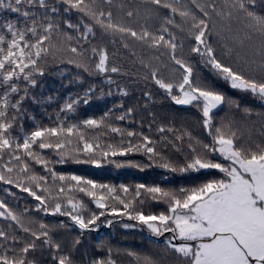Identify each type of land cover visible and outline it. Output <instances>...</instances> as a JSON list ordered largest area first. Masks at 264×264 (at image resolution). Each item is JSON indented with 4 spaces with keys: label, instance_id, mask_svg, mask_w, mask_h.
Instances as JSON below:
<instances>
[{
    "label": "snow or ice",
    "instance_id": "snow-or-ice-1",
    "mask_svg": "<svg viewBox=\"0 0 264 264\" xmlns=\"http://www.w3.org/2000/svg\"><path fill=\"white\" fill-rule=\"evenodd\" d=\"M220 21L227 27L216 33L223 41L218 51L209 38ZM233 24L239 25L235 31ZM117 39L139 79L162 90L174 104L198 110L207 142L187 129L180 132L164 125L156 129L162 141L168 133L180 142L177 152L183 151L187 139L188 154L182 163L167 160L150 135L113 126L112 109L99 118L71 122L95 86L83 97L70 95L54 116L47 117L48 124L28 113L25 104L39 102L33 92L42 87L40 81L53 65H72L89 75L104 76L109 85L116 84L112 74L128 75L116 62L119 52H109L108 44L114 46ZM185 41L189 53L217 78L264 107V0H0V182L34 197L37 211L69 217L81 232L98 227L97 221L111 214L136 222L125 228H146L150 238L169 234L149 255L128 253L137 264H264V119L259 134L249 132L247 138L237 134L233 118L215 119L224 106L245 117H251L253 109H242L240 102L198 79L184 56ZM117 92L128 95L123 87L117 86ZM144 96L152 99L151 92ZM133 112L127 108L115 120L123 122ZM26 119L32 121L31 130L25 128ZM101 129L118 135L119 142L102 144L100 136L89 137V132ZM45 150L57 155V163L71 158L97 166L98 155L107 159L142 151L150 164L172 173L218 170L222 176L177 188L138 184L130 198L131 189L123 184L117 189L57 173L49 167ZM158 160L164 162L157 164ZM34 164L51 175L52 186L43 187L48 175L29 174ZM4 191L14 197L9 189ZM76 193L89 197L99 213L85 217L87 206ZM146 199L164 204L165 209L146 212ZM30 211L18 213L0 198V264H41L35 257L38 248L47 250L50 264H117L110 248L106 257L84 254L77 259L74 250L79 239L67 249L62 247L48 225L40 223L35 230L25 225Z\"/></svg>",
    "mask_w": 264,
    "mask_h": 264
},
{
    "label": "trees",
    "instance_id": "trees-1",
    "mask_svg": "<svg viewBox=\"0 0 264 264\" xmlns=\"http://www.w3.org/2000/svg\"><path fill=\"white\" fill-rule=\"evenodd\" d=\"M116 2L119 3L120 0H116ZM162 12L167 14L166 10H162ZM177 22H179L178 17ZM226 27V22H217L216 31L209 38L210 42L214 47H217L218 51L220 50L223 41L219 39V36L216 33H223ZM238 27L239 25L233 24V31ZM99 42L100 41H94V43ZM105 43H107V41H105ZM108 48L110 53L115 51L119 52V57L116 62L122 65V72H127L129 73L128 75L112 74V78L116 81V84L109 85L105 82L104 76L89 75L88 73L77 70L72 65H53L47 70L45 77L41 79L40 84L42 87L35 89L33 92V95L38 98L39 102L33 103L28 101L25 104L28 113L35 116L37 122L48 124L49 120L47 117L49 115L54 116L70 95L73 98L77 96L83 97V94L87 89L95 86V92L90 97H87L88 103L79 104L75 116L71 117V122H76L77 120L89 117L99 118L105 112L112 109L111 123H113V126L120 127L126 131H142L145 135H150L154 141L158 142L156 145L157 150L160 151L167 160H170L173 163H182L184 156L188 154L187 139H185L183 144V151L177 152L176 148L181 147L180 142L175 141L172 134L168 133L164 134L167 137V140L162 141L161 134H159L156 129L160 125L174 127L180 132L187 129L193 134V136L207 142L206 134L200 126V114L198 110L192 106L174 104V102L164 96L162 90H158L151 83L146 85L142 79H139L135 74V69H133L131 65V58L123 50L119 39H117L114 46L108 44ZM184 56L195 68L194 75L196 77L203 75L206 78L205 81L207 83L212 86L214 85L217 90L222 91L228 97L240 102L242 109L244 107H250L253 109V112L257 111V105L253 103V100L249 98L248 94L232 89L224 80L217 81L219 78L214 75L212 70L205 67L200 62L199 57L189 53V45L187 41H185ZM170 73L171 69H169L165 75H170ZM117 86L126 88L128 95L126 97L119 95L117 92ZM109 91H111V95L108 94ZM145 92H151L152 99L150 101L144 96ZM48 97H52L53 99L48 101ZM121 104H123V108L119 107ZM130 107L134 109V112L129 119L123 122L115 120L116 116H119L123 111H126V109ZM256 116L252 115L250 118L252 124L255 123V121L251 120ZM221 117H231L239 124L238 126L236 125L238 135H243L245 138L248 136L249 132H251L253 136L258 135L257 127H253L252 129L245 127L246 122H243L245 117L242 112H236L235 109L230 110L227 106H224L216 112L215 119L219 120ZM149 125H152L151 132L148 130ZM31 126L32 121L26 119L25 128L31 130ZM88 135L89 137L100 136L101 139L99 142L102 144H115L118 143L120 139L118 135L110 134L106 129L91 131ZM138 142V140L133 141V143ZM173 144H175L176 147H173ZM44 155L45 158L50 161L49 167L53 168L57 173L79 175L86 179H92L99 184L116 186L117 189L123 184L131 189L128 194L130 198L135 195V186L138 184L149 186L160 184L165 188H177L180 186H193L206 179L220 178L222 176L218 170H207L202 173H172L156 166V164H150L147 156H145L142 151L133 152L126 156H109L107 159H101L98 155L96 159L100 160L99 166L91 163H77L71 158L67 159L65 163H57V155L49 150H45ZM79 159L84 160L85 157L80 156ZM163 162V160H158L157 164ZM134 165H139V167ZM146 165L148 166L145 167ZM33 173L36 175H48V183L43 185V187L52 186L51 175L46 173L42 166L34 164L32 172L29 174ZM6 188L14 193V197L7 195L4 191ZM36 191L37 194L44 195L38 189H36ZM53 195H55V193H53ZM75 195L77 199L83 200L87 206L84 212L85 217L90 215V212L99 213L100 210L95 207V204L91 202L89 197L82 193H76ZM119 195L123 196L124 194L120 192ZM0 198L6 199L9 207L13 208V210L18 213L22 212L25 208L30 209L31 211L24 217L25 225L31 226L34 230L38 228L40 223L48 225V227L52 229L50 234L57 242L61 243L62 247L67 249L72 246L73 241L79 239L80 242L75 246L74 250V255L77 259L84 254L90 258L106 257L108 252L99 250L96 247V243L104 244V238L108 234L116 236L118 233L123 234L135 230V228L124 227L125 224L136 223L134 221H129L127 217H114L111 214H106L97 221L98 227H93L91 230H84L81 232L78 226L75 225L69 217L60 214H52L51 212L45 213L37 211V202L34 197L29 196L28 193L21 192V190L15 188L14 185H5L3 182H0ZM17 204L19 207H16ZM164 209L165 205L162 203L153 202L148 199L145 200L146 212H159ZM109 220L112 221L110 225L108 224ZM29 222H31V224H29ZM0 223H2V221H0ZM138 232L140 233V238L157 242L153 237L150 238V234L146 228H138ZM117 244L120 245L119 243ZM126 244V247H136L143 245V242L138 243L126 241ZM114 247L116 246L113 245L110 249L112 250ZM35 257L41 262V264H50L51 258L47 250L41 251L38 248ZM114 257L115 256L112 254L113 259Z\"/></svg>",
    "mask_w": 264,
    "mask_h": 264
},
{
    "label": "rangeland",
    "instance_id": "rangeland-1",
    "mask_svg": "<svg viewBox=\"0 0 264 264\" xmlns=\"http://www.w3.org/2000/svg\"><path fill=\"white\" fill-rule=\"evenodd\" d=\"M194 72H195V68H194ZM197 78L200 79L201 81L206 80V78L203 75L197 76ZM220 80H222V79H217V81H220ZM213 87H215V86L213 85ZM249 98L251 100H253V103L255 105H257V111L253 112V115L256 116L257 112L264 113V107L260 106V103L257 100L253 99L250 95H249ZM251 117H245V119H243V122H246L245 127H247L248 129H252L253 127H257L258 134H259L260 122L262 119H264V116H256L255 118H253V120H251V121H255V123H253V124L250 122ZM236 125L238 126L239 124L236 123ZM239 128H240V126H239ZM139 234L140 233L138 232V228H135V230L132 232L123 233V234L118 233V235H116V236H114L113 234H108L104 238L105 243L104 244L96 243V247L101 251L108 252V249L113 247V245H115L116 247L112 248V254H113V256H115L114 259L117 260V264H137L136 257L130 256V255H128V253H130V252L136 253L139 256L149 255V254L157 251L158 248L160 246H162L165 237H167L169 235L166 233L165 237H160V238L153 237L154 239H156V241L158 240V242H153L150 240L140 238ZM126 241L138 242V243L143 242V245L136 246V247H130V246L126 247L127 246ZM117 243H119L120 245H118ZM129 244H132V243H129ZM119 256H121V257H119Z\"/></svg>",
    "mask_w": 264,
    "mask_h": 264
}]
</instances>
